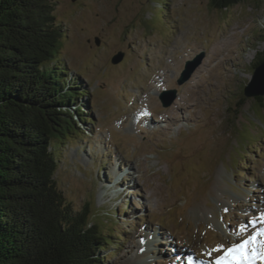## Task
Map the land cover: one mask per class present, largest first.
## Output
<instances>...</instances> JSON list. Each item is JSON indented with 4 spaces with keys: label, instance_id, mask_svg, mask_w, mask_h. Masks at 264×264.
I'll list each match as a JSON object with an SVG mask.
<instances>
[{
    "label": "rangeland",
    "instance_id": "obj_1",
    "mask_svg": "<svg viewBox=\"0 0 264 264\" xmlns=\"http://www.w3.org/2000/svg\"><path fill=\"white\" fill-rule=\"evenodd\" d=\"M209 1L55 0L60 62L90 119L61 148L55 181L122 235L103 264H264V109L244 95L264 0Z\"/></svg>",
    "mask_w": 264,
    "mask_h": 264
},
{
    "label": "trees",
    "instance_id": "obj_2",
    "mask_svg": "<svg viewBox=\"0 0 264 264\" xmlns=\"http://www.w3.org/2000/svg\"><path fill=\"white\" fill-rule=\"evenodd\" d=\"M55 6L0 0V264H103L122 237L95 222L89 203L76 210L55 181L61 148L90 123L79 103L88 92L60 62Z\"/></svg>",
    "mask_w": 264,
    "mask_h": 264
},
{
    "label": "water",
    "instance_id": "obj_3",
    "mask_svg": "<svg viewBox=\"0 0 264 264\" xmlns=\"http://www.w3.org/2000/svg\"><path fill=\"white\" fill-rule=\"evenodd\" d=\"M73 3L77 0H72ZM99 44V41L96 42ZM123 54H119L112 59V63L118 64L123 60ZM204 55H200L195 61L188 62L186 69L182 72L181 78H179V84H183L188 81L196 68L201 64ZM171 94V96H169ZM244 95L246 97H264V61L254 68V73L251 81L247 83L244 89ZM176 91L165 92L161 96V101L165 107L170 106L176 99Z\"/></svg>",
    "mask_w": 264,
    "mask_h": 264
},
{
    "label": "bare ground",
    "instance_id": "obj_4",
    "mask_svg": "<svg viewBox=\"0 0 264 264\" xmlns=\"http://www.w3.org/2000/svg\"><path fill=\"white\" fill-rule=\"evenodd\" d=\"M151 86H155V87H159L158 86V83H157V81L154 79V80H152L151 81ZM154 88V87H153ZM156 90V89H155ZM156 92V91H155ZM156 94V93H155ZM142 112V111H141ZM138 113V114H134L133 116H132V120L127 124V126H126V129H132V128H134L137 124H139V122H141V120H143L144 119V116L142 115V113ZM249 261V263H252V261L250 260V259H248Z\"/></svg>",
    "mask_w": 264,
    "mask_h": 264
}]
</instances>
